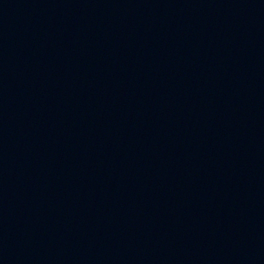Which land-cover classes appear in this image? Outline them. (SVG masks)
I'll list each match as a JSON object with an SVG mask.
<instances>
[{
  "label": "water",
  "instance_id": "95a60500",
  "mask_svg": "<svg viewBox=\"0 0 264 264\" xmlns=\"http://www.w3.org/2000/svg\"><path fill=\"white\" fill-rule=\"evenodd\" d=\"M183 0H0V146L69 102Z\"/></svg>",
  "mask_w": 264,
  "mask_h": 264
}]
</instances>
